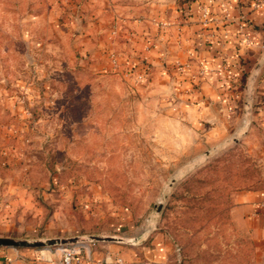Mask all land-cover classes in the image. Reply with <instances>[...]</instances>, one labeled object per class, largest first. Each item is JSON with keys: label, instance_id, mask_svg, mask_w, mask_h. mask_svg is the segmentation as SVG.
Wrapping results in <instances>:
<instances>
[{"label": "rangeland", "instance_id": "1", "mask_svg": "<svg viewBox=\"0 0 264 264\" xmlns=\"http://www.w3.org/2000/svg\"><path fill=\"white\" fill-rule=\"evenodd\" d=\"M186 2L0 0V237L160 233L166 264H264L233 212L264 193V51L203 88L177 50L151 62L130 40Z\"/></svg>", "mask_w": 264, "mask_h": 264}, {"label": "crops", "instance_id": "2", "mask_svg": "<svg viewBox=\"0 0 264 264\" xmlns=\"http://www.w3.org/2000/svg\"><path fill=\"white\" fill-rule=\"evenodd\" d=\"M181 10L184 12L181 18L168 19V24L160 26L156 32L153 31L155 26L153 27L152 22H140L143 24L140 29H130V40L132 39L134 46L135 38L144 42L145 56H150L151 62L154 54L162 62H168L170 58L173 61L175 57L173 54L170 56V49L177 50L184 63L198 67V78L203 80V88H207L212 81L210 79L224 76L228 69L225 61L228 59H247L262 55L264 0H187L185 9L180 8ZM116 43L118 40L114 39L113 44ZM121 45L134 51L126 42H121ZM118 56L114 55L111 62H119ZM205 96H211V93H206ZM233 212L240 215L238 224L242 228L253 219L255 230L264 232L263 192L238 195ZM132 237H136L137 241L129 244V247L105 245L103 251H96L95 247L88 245L78 264H119L117 258L128 264L167 263L168 245L162 234L156 233L147 243H142L146 235L136 234ZM26 256L32 259L28 260ZM60 257L61 251L58 249L46 253L0 248V264H59Z\"/></svg>", "mask_w": 264, "mask_h": 264}, {"label": "water", "instance_id": "3", "mask_svg": "<svg viewBox=\"0 0 264 264\" xmlns=\"http://www.w3.org/2000/svg\"><path fill=\"white\" fill-rule=\"evenodd\" d=\"M96 241H117L122 243H135L137 241L136 237H124L117 235L110 236H100V235H74V236H55L49 238H39V239H18V238H7L0 237V246L8 247H45V246H66L72 244H81L87 242Z\"/></svg>", "mask_w": 264, "mask_h": 264}, {"label": "built area", "instance_id": "4", "mask_svg": "<svg viewBox=\"0 0 264 264\" xmlns=\"http://www.w3.org/2000/svg\"><path fill=\"white\" fill-rule=\"evenodd\" d=\"M86 246H88L87 243H81L62 247L59 264H78L80 256L86 251ZM116 261L119 264H128L121 258H117Z\"/></svg>", "mask_w": 264, "mask_h": 264}]
</instances>
